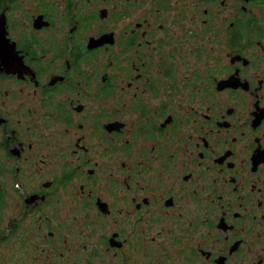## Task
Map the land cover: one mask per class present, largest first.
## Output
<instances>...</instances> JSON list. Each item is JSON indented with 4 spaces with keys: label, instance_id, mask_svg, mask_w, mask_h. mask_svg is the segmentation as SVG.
Returning <instances> with one entry per match:
<instances>
[{
    "label": "flooded vegetation",
    "instance_id": "1",
    "mask_svg": "<svg viewBox=\"0 0 264 264\" xmlns=\"http://www.w3.org/2000/svg\"><path fill=\"white\" fill-rule=\"evenodd\" d=\"M0 248L264 264V0H0Z\"/></svg>",
    "mask_w": 264,
    "mask_h": 264
},
{
    "label": "rangeland",
    "instance_id": "2",
    "mask_svg": "<svg viewBox=\"0 0 264 264\" xmlns=\"http://www.w3.org/2000/svg\"><path fill=\"white\" fill-rule=\"evenodd\" d=\"M23 2H28L29 3V0H23ZM26 8V11H27V14L29 13V10L31 9V7H29V5H27V7H24ZM7 212L8 211H11L10 208H6ZM2 253V248H0V254ZM1 258V257H0ZM0 263L2 264V259H0Z\"/></svg>",
    "mask_w": 264,
    "mask_h": 264
},
{
    "label": "snow or ice",
    "instance_id": "3",
    "mask_svg": "<svg viewBox=\"0 0 264 264\" xmlns=\"http://www.w3.org/2000/svg\"><path fill=\"white\" fill-rule=\"evenodd\" d=\"M234 71H237V72H238V71H239V68H237V69H234Z\"/></svg>",
    "mask_w": 264,
    "mask_h": 264
}]
</instances>
